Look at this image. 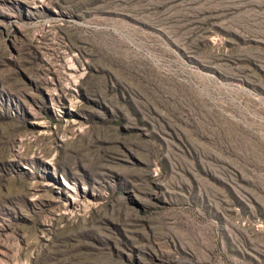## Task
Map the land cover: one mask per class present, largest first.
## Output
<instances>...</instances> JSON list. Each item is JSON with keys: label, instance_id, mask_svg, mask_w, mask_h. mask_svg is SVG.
Returning a JSON list of instances; mask_svg holds the SVG:
<instances>
[{"label": "rangeland", "instance_id": "374dc122", "mask_svg": "<svg viewBox=\"0 0 264 264\" xmlns=\"http://www.w3.org/2000/svg\"><path fill=\"white\" fill-rule=\"evenodd\" d=\"M0 264H264V0H0Z\"/></svg>", "mask_w": 264, "mask_h": 264}]
</instances>
